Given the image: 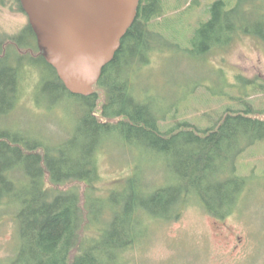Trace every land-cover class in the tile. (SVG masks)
I'll use <instances>...</instances> for the list:
<instances>
[{
	"label": "trees",
	"instance_id": "obj_1",
	"mask_svg": "<svg viewBox=\"0 0 264 264\" xmlns=\"http://www.w3.org/2000/svg\"><path fill=\"white\" fill-rule=\"evenodd\" d=\"M16 2L23 11L20 0ZM176 2L181 5V0ZM169 4V0L140 1L133 26L89 96L66 88L38 48L30 22L17 35L0 32V206L6 202L14 206L20 239L16 255L7 264H107L99 255L109 252V258L119 259L114 251L124 254L139 241L148 218L175 219L182 206L193 200L213 216L233 213L248 186L247 177L236 171L238 159L264 140V116L258 115L262 111L253 108L250 100L238 98L243 106L226 108L210 127L178 120L163 130L167 109L151 105L149 96L137 93L131 82L135 69L150 62L147 55L157 49L155 39L165 40L163 29L175 8ZM250 6L258 8L256 14L264 18V0L208 3L206 17L197 20L190 40L201 41L205 55L229 45V39L239 34L264 40V21L249 17L256 15ZM21 50L39 54L34 57ZM28 62L46 65L42 70L47 80L40 84L44 94L78 101L76 131L63 143L36 140L30 136L33 133L9 124L23 91V66ZM256 84L264 92V83ZM115 138L131 149H141L135 160L144 158L152 165L166 162L175 182L151 190L135 174L128 180L126 197L115 194L102 203L94 194L95 182L100 180L99 152ZM74 182L86 184L85 200L76 187H60ZM91 223H98L103 231L85 243L81 231ZM75 250L78 253L73 256Z\"/></svg>",
	"mask_w": 264,
	"mask_h": 264
},
{
	"label": "rangeland",
	"instance_id": "obj_2",
	"mask_svg": "<svg viewBox=\"0 0 264 264\" xmlns=\"http://www.w3.org/2000/svg\"><path fill=\"white\" fill-rule=\"evenodd\" d=\"M176 1L169 0V5L175 8L163 29L165 40L155 39L157 49L147 55L150 62L131 75L137 93L148 95L151 105L167 109L162 129L174 127L178 120L203 129L210 127L220 120L226 108L243 106L238 98L250 100L253 108L262 111L258 115L264 116V92L258 91L256 84L264 83V40L239 34L234 41L232 37L229 39V45L214 48L205 55L202 42L190 38L197 20L206 17L208 3L215 0H181L180 6ZM191 3L193 8L185 10ZM250 8L254 14L260 11L254 6ZM259 15L249 17L264 21ZM28 22L26 12L20 11L16 0H0V32L8 37L17 35ZM22 51L34 57L39 54ZM44 67V63L29 62L23 66V91L9 124L25 130L24 133H33L30 136L36 140L63 143L76 131L80 116L78 101L74 97L60 100L57 95L44 94L40 85L47 80ZM121 142L119 138L112 139L99 152L100 180L95 182L94 194L99 195L96 198L102 203L115 194L126 197L128 180L135 174L151 190L175 182L166 162L158 160L152 165L144 158L141 162L135 160V156H141V149H131ZM237 164L236 171L247 177L248 186L234 205L233 213L213 216L193 200L182 206L175 219L148 218L139 241L124 254L114 251L119 259L109 258V252L99 256L107 264H264V140L251 146ZM60 187L63 190L76 187L85 200V183ZM14 211V206L7 202L0 206V264H7L19 249V226ZM106 211L109 214V206ZM92 224L81 231L85 243L102 234L99 224ZM77 253L75 250L72 255Z\"/></svg>",
	"mask_w": 264,
	"mask_h": 264
},
{
	"label": "water",
	"instance_id": "obj_3",
	"mask_svg": "<svg viewBox=\"0 0 264 264\" xmlns=\"http://www.w3.org/2000/svg\"><path fill=\"white\" fill-rule=\"evenodd\" d=\"M141 0H20L38 48L73 94L92 95Z\"/></svg>",
	"mask_w": 264,
	"mask_h": 264
}]
</instances>
